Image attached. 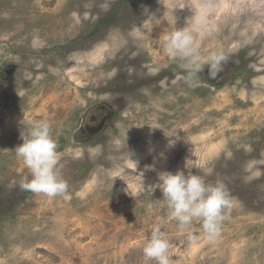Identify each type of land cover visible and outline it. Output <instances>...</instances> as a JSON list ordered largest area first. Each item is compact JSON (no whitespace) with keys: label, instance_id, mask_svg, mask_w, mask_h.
<instances>
[{"label":"rangeland","instance_id":"1","mask_svg":"<svg viewBox=\"0 0 264 264\" xmlns=\"http://www.w3.org/2000/svg\"><path fill=\"white\" fill-rule=\"evenodd\" d=\"M196 15L202 57L228 60L187 83L162 37ZM41 120L62 197L20 187L31 177L12 150ZM184 165L230 195L211 241L155 188ZM155 225L170 264H264V0H0V264H156L142 252Z\"/></svg>","mask_w":264,"mask_h":264},{"label":"clouds","instance_id":"2","mask_svg":"<svg viewBox=\"0 0 264 264\" xmlns=\"http://www.w3.org/2000/svg\"><path fill=\"white\" fill-rule=\"evenodd\" d=\"M185 7L182 6L181 8ZM149 24L158 26L161 21L154 13H149ZM190 27H176L162 37L166 55L173 61H180L185 73L183 79L192 83L208 68V77L216 79L223 71L228 57L221 50L202 57L200 41L203 38L204 23L200 15L190 22ZM176 137V136H175ZM22 143L12 150L18 160L29 170L30 179L25 176L20 181L21 189L47 197L64 196L69 185L62 178L57 144L53 139L52 126L46 120L28 122L20 131ZM177 139H169L168 147H174ZM185 170L159 172L158 188L162 193L163 206L170 219L176 221L181 229L189 227L194 221L202 222V228L209 241L219 235L222 224L228 219L227 210L231 207L230 195L222 181L206 183L203 177ZM152 189L153 190L155 189ZM146 261L156 264H170L169 243L159 225L153 226L142 247Z\"/></svg>","mask_w":264,"mask_h":264},{"label":"water","instance_id":"3","mask_svg":"<svg viewBox=\"0 0 264 264\" xmlns=\"http://www.w3.org/2000/svg\"><path fill=\"white\" fill-rule=\"evenodd\" d=\"M99 129H100V127H98V128H88V131L92 134V133H95V132H97V131H99Z\"/></svg>","mask_w":264,"mask_h":264},{"label":"flooded vegetation","instance_id":"4","mask_svg":"<svg viewBox=\"0 0 264 264\" xmlns=\"http://www.w3.org/2000/svg\"><path fill=\"white\" fill-rule=\"evenodd\" d=\"M88 128H89V126H86V127H85V130H88Z\"/></svg>","mask_w":264,"mask_h":264},{"label":"bare ground","instance_id":"5","mask_svg":"<svg viewBox=\"0 0 264 264\" xmlns=\"http://www.w3.org/2000/svg\"><path fill=\"white\" fill-rule=\"evenodd\" d=\"M226 35V34H225Z\"/></svg>","mask_w":264,"mask_h":264}]
</instances>
